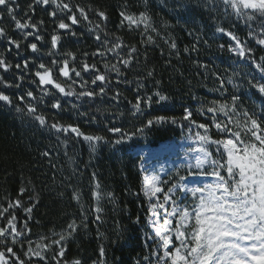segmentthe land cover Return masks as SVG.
Here are the masks:
<instances>
[{"label": "trees", "instance_id": "1", "mask_svg": "<svg viewBox=\"0 0 264 264\" xmlns=\"http://www.w3.org/2000/svg\"><path fill=\"white\" fill-rule=\"evenodd\" d=\"M63 2L84 7L86 10L104 11L108 17L107 21L103 22L106 31L120 37L124 45L136 47V59L130 68H123L119 63L120 58H127L130 48L117 49L115 52L105 51L102 57L92 55L98 47V42L95 41L94 34L89 32V28L100 21L91 12V23L81 20L78 25L72 26L71 30L76 33L72 36L69 32L58 29L60 19L63 18L69 24L71 22L66 19L67 13L58 10L55 4L45 6L35 5L34 0H15L11 6L15 9L17 19L28 22L31 17V23L38 25V34L43 37L38 41L34 35L25 36L28 32L36 33L37 29H16L6 9L0 7V16H3V19H0V28L5 29L8 38L19 40L21 43L17 54L14 46L6 44V38H0V53H3V58L12 65L7 72L0 68V77L3 78L0 79V91L12 99L11 105L0 101V205L7 207L8 202L17 199L22 183L29 189L20 197L25 206H31L28 198L35 196L38 203L31 213L32 219L28 221V227L31 229L28 235L33 248L38 243H51V240L41 241L40 237H51L53 231L61 232L71 220L75 219L79 224L81 210H87L88 227L81 228L67 244L64 259L69 262L79 259L82 264H92L93 260L99 259V248L103 246L106 264H136L137 261H140V264H149L144 260L146 256L151 257V264H156L157 258L153 252L158 251L162 255L163 249L157 243L159 239L155 237L149 222V200L144 194L141 169L144 157L137 149L156 147L167 140L178 139L191 132L189 129L195 125H189V121L182 119H178L175 124H154L146 127L142 134L137 133L120 145H98L97 150L93 152L89 143L83 140L69 139L66 145L63 142L65 135L56 133L48 126H40L32 116L26 114L27 106H35L37 114L44 115L48 125L53 122L79 125L81 131L86 134L102 135L111 140L117 139L119 134L108 133L107 127L116 125L126 133H132L155 116L180 118L185 107L192 110L197 123H207L210 131H213L215 128L210 122L213 113L205 112L200 115L197 112L202 105L207 107L212 100L219 98L220 101L226 102L235 92L241 95L244 108L255 107L259 112V106H264V95L248 84L253 78L255 81L261 79L258 69L251 61L254 59L255 63L264 64V60L260 59L264 57V50L256 43L257 39L264 38V33L261 32L257 19L252 24L255 36L250 38L249 28L244 20L238 18L235 10L226 5L224 0H182L186 8L179 10L175 9V0ZM57 3H60V0H57ZM29 5H32L34 10L29 8ZM145 7L152 17L156 32H144L143 25L136 28L129 26L127 22L120 26L121 11L138 16ZM53 11L57 12L56 17L50 15ZM40 21L43 23L40 24ZM217 27H224L242 41H247V46L253 50V56L244 60L229 52L227 49L231 43L230 38L217 32ZM189 32L192 35H189ZM52 35L61 37L55 49L51 47ZM148 35L153 36L151 42L147 41ZM173 41L177 45L176 49L170 47ZM30 43H36L42 55H48L53 50V56L46 60L45 66L51 67L54 65L53 60L61 63L67 58L72 67L81 71V77L72 78L76 83L73 84L72 80L61 82L63 86L71 85V89L76 93L91 89L99 92L100 82L91 84L93 74L82 71L84 62L95 64L111 81L110 84L104 85L106 94L94 98L78 95L64 97L55 88L44 91L35 75L39 69L36 66L37 61L41 62V55L38 59L26 56V53L34 54L27 47ZM194 44L198 51H191ZM220 45H224V48L221 49ZM7 47H12L11 53L7 51ZM185 48L189 51L185 52ZM68 52L76 56L75 61L65 56ZM84 53H88V56H84ZM24 58L29 60L28 69H17L15 65H22ZM104 62L117 65L123 74L117 77L115 72L104 68ZM203 65H207V68ZM150 70L153 71L152 77L147 76ZM21 75L24 77L22 81L18 79ZM216 75L225 81L223 91H217L220 84ZM118 79L121 81L119 84L116 83ZM83 81H88L84 87ZM5 82L13 86L6 87ZM17 83H20L21 87H15ZM158 90H162L169 99L152 103L150 107L142 104V111L135 112L133 104L137 95L153 96L155 100L153 93ZM27 91H32L35 98L25 96L24 101H20L18 97L25 95ZM116 92H119L120 96L113 99ZM54 97L60 100L63 110L51 107ZM17 107L24 111L17 112ZM219 115L223 118L222 114ZM93 117L95 121L90 122ZM223 121L227 122V119ZM209 134L212 138L220 139L214 134ZM211 150L216 157L215 146H212ZM45 151L50 153L48 157L41 155ZM93 173L96 174L95 180ZM97 181L99 189L95 187ZM74 189L80 194L79 203L72 198ZM93 191H99L102 195L98 202V206L103 209V219L100 223L92 222V209L97 206ZM107 193H112V197H107ZM9 211L14 212L18 218L17 226L22 228V222L28 214L22 209ZM137 217L139 222H136ZM6 226V221L0 218V227ZM28 247L25 242L23 251ZM16 250L21 251L18 246ZM46 256L45 261L32 257L31 264H55L51 252ZM22 258L26 261L28 259Z\"/></svg>", "mask_w": 264, "mask_h": 264}, {"label": "snow or ice", "instance_id": "2", "mask_svg": "<svg viewBox=\"0 0 264 264\" xmlns=\"http://www.w3.org/2000/svg\"><path fill=\"white\" fill-rule=\"evenodd\" d=\"M15 3V0H0V7L6 9L8 17L15 24V28L18 30L23 29H37L36 33L28 32L25 36H33L36 40H42L43 37L38 34V25L31 23V17L28 18V22H21L15 15V9L11 6ZM35 5H49L55 4L57 9L61 12L67 13L66 19L71 23H66L62 18L60 19L57 27L60 30L69 32L70 35L75 36L76 33L72 31V26L78 25L81 20L91 23L89 18V12H91L100 23H96L92 28H89V32L94 34L95 41L98 42L96 51L93 56H104L105 51L115 52L117 49L123 50L124 48H130L127 53V58H120L119 63L123 68H130L133 61L136 59L134 55L137 53V48L134 46L124 45L120 37H116L106 31V25L103 22L107 21V14L102 10L88 9L80 7L78 5H70V3L63 2L57 3V0H34ZM226 5H229L235 10V15L243 19L245 24L249 28L248 36L250 38L255 36L252 29V24L259 19V27L261 32L264 33V0H224ZM29 8L33 9L32 5ZM186 4L182 3V0H175V9H184ZM250 10V11H246ZM78 13V15H77ZM51 16L56 17L57 12L50 13ZM121 21L120 26H124L125 22L129 26H135L140 28L143 25V31L156 32L157 29L153 26L152 17L150 16L147 7L144 11L139 12L138 16L129 14L126 11L120 12ZM3 19V16H0ZM40 24L43 21L39 22ZM217 32L224 33L230 38L231 43L228 45V51L234 53L238 58L248 60L253 56L252 48L247 46V41H242L233 32L226 31L224 27H217ZM143 35V32L141 33ZM189 35H192L189 32ZM0 38H6V44L14 46L19 54L21 43L19 40H14L7 37V33L4 28H0ZM59 35L51 36V47L55 49L60 41ZM153 36L148 35L147 41L151 42ZM197 42H199L197 38ZM207 43V41H204ZM256 43L264 50V38H259ZM33 53L39 51L36 43H30L27 45ZM170 47L176 49L177 45L173 41ZM221 49L224 45H220ZM12 47H7V51L11 53ZM185 52L189 49L185 48ZM191 51H198L194 44ZM119 55V53H117ZM48 55H52L51 52ZM84 56H88V53H84ZM66 57H70L73 61L76 60V56L68 52ZM264 60V57H260ZM254 66L261 72V80L255 81L249 80L248 84L251 88L256 89L260 94L264 95V64L255 63L253 59L251 61ZM53 64H57V61L53 60ZM62 67L59 68L60 74L66 78L71 79L72 83H76V80L72 79V73L75 77H81V71H77L75 67L69 66V59L62 60ZM29 66V60L24 58L23 64L17 63L15 67L17 69L23 68L27 70ZM12 67L3 58V53H0V68L7 72ZM207 68V65H203ZM40 69H45L44 72L37 71L35 75L39 78L40 85H53L63 96L78 95L80 97L94 98L97 95H105L106 88L104 85L110 84L108 76L101 73L95 64L89 65L84 62L82 65V71L91 72L93 78L91 84L96 85L99 83V92L95 89L81 91L76 93L74 89H65L61 83L54 81L51 75V69H47L44 63L39 64ZM104 68L110 72H115L117 77L123 73L120 67L108 62H104ZM148 77L153 76V71L147 72ZM23 75L18 79L23 80ZM0 79H3L0 77ZM216 79L219 81L220 87L217 91L224 90L225 81L221 76L216 75ZM121 81H116L119 84ZM231 82V78L229 79ZM88 81H83L82 87L86 86ZM6 87H12L13 85L5 82ZM15 87H21L20 83L15 84ZM143 87V85H139ZM47 94V93H46ZM156 97L153 100V96H140L137 95L136 102L133 104L135 112H141V105L145 104L151 106L152 103H160L169 99L168 96L163 94L162 90H158L153 93ZM25 96L28 98H35L32 91H27L25 95L18 97L20 101H24ZM119 92L113 96V99H118ZM196 99V97H193ZM0 101H3L9 105L12 103V99L9 95L0 91ZM243 100L241 95L235 92L231 94L230 99L226 102L220 100H212L210 104L205 107L201 106L197 110L198 114L203 115L205 112L213 113L212 127L217 131L218 135H222L221 139H213L210 133V126L207 123H197L193 118V112L189 107H185L183 110V116L166 117L163 115L155 116L149 119L143 127L136 129L132 133H126L121 127L112 125L107 127V132L112 134H119V137L115 140H111L102 135H90L81 131L79 125L74 124H61L59 122H53L48 125V122L44 115L37 114V108L32 104H28L26 114L32 116L40 126H48L55 130L56 133H63L66 145L69 139L83 140L89 143V146L93 152L97 150L98 145H120L126 139L137 133H143L146 127H150L159 123H177L178 119L187 120L190 124L196 125V127L203 129L204 134L196 133V138L201 142V147L198 151L202 154L196 157L197 168L204 165L211 167L212 171L207 173L216 178L215 184H208L202 188L194 190L201 193L198 203L194 207L180 208L177 200L168 193L172 192V188L168 189V192L164 193V203L151 204L149 212L151 216H158L156 212L157 208H164V204L171 202L173 206L172 216L178 217L175 228L171 227L172 221L165 219L164 226L161 227L157 224L156 220L150 219V223L155 227V237L159 240L157 243L164 249L163 254L159 252H153L156 256V264H264V106H259L260 111L257 112L254 108L248 109L242 107ZM52 108L57 110H63L62 104L59 99L54 97V102L51 105ZM75 107V105L73 106ZM17 112H23L24 109L17 107ZM219 114H222L227 118V122L219 119ZM95 117L92 118L94 122ZM191 131V129H189ZM212 146H215L216 157H213V153L210 150ZM42 156L48 157L49 152L45 151L41 153ZM95 180L96 174H92ZM159 178L156 176L145 178V196L156 197L157 193L162 192L163 188L157 186ZM96 189H99L100 185L97 181L95 184ZM29 189L26 185L19 188L18 198L14 201H10L7 207L0 205V218L6 221V227H0V264H31L32 257H37L41 261L47 259L46 254L52 253V260L55 264H82L79 259L72 260L71 262L64 259L67 251V244L73 238L81 228H87V210H81V220L78 224L75 219L71 220L65 229L61 232L53 231L51 237L41 236V241L51 240V243H38L35 248L31 247L32 241L28 233L31 229L28 227V221L32 219L31 213L36 207L38 200L35 196H29L31 206H25V202L20 198L28 192ZM107 197L111 198L112 193H107ZM93 197L97 201V206L92 209L94 213L93 223L102 222L103 209L98 206L99 200L102 195L99 191H93ZM72 198L78 203L80 201V194L77 190H73ZM9 209H22L27 213V218L22 222L23 227L18 228L17 216L14 212H10ZM7 214V215H5ZM139 218L137 217V221ZM163 233V234H162ZM23 237V239H21ZM52 237H55L54 239ZM174 237V239H173ZM152 239V237H149ZM174 241H178V246ZM25 242L29 247L26 251H23ZM244 242V243H241ZM17 246L21 251H17ZM171 246V247H170ZM106 255L105 248L100 246L99 259L93 260L92 264H106L104 259ZM22 257H27V261ZM144 260L151 264V257H144ZM136 264H140L137 261Z\"/></svg>", "mask_w": 264, "mask_h": 264}, {"label": "rangeland", "instance_id": "3", "mask_svg": "<svg viewBox=\"0 0 264 264\" xmlns=\"http://www.w3.org/2000/svg\"><path fill=\"white\" fill-rule=\"evenodd\" d=\"M246 11H250V10H246ZM40 53L41 51H38L34 54L26 53L28 55L26 54L25 55L30 58H33V57L37 58L39 55H41L40 63L45 64L46 60L50 57V55H45V54L42 55ZM51 53L53 54V50ZM40 63H38L37 61V66H36L37 69ZM259 73L260 75H262L260 71ZM1 80H0V84H1ZM68 86H69L68 84L64 86L66 91L70 90ZM44 91L47 92L48 90H44ZM65 97H70V96H65ZM73 97L71 98L73 99ZM219 119L221 121L224 120L220 116H219ZM197 132L201 133V135L204 134V130L192 131L189 134H187L185 138L180 139V140H170L168 142L162 143L161 145H158V147H155V148L146 146V147L137 149V152L144 157L143 161L145 162V165H146L144 169L143 182L145 181V178L150 179L151 177L156 176L159 178L157 186L163 188V191L157 193L156 197L149 198L152 204H156L158 202L164 203L163 198H164L165 191H164V185L162 182V178L164 176H166L171 171H173V169H175L176 171L177 166H181V164L190 163L193 166H195L196 157L202 155L198 151V149L201 147V142L196 138ZM196 169L199 171V173L194 172L195 170L192 168L189 170L188 168L182 169L181 171L186 172V173H191V175L184 179V181L181 183V186L175 185L172 188V192L168 193L169 195L173 196L174 199L177 200V203L179 204L180 208L194 207L195 204L198 203L199 197L201 195V193L199 192H195V194H193L194 190L202 188L208 184L216 183V178L212 175L207 174L212 171L211 167H209L208 165H204L200 168L196 167ZM143 184L145 187V182ZM178 191L181 192V197L178 196V193H179ZM182 198L187 199V201L184 202ZM156 212H158L159 215L152 216V219L156 220L159 226L163 227L165 219H170L172 221L171 227L173 228V219L175 218V220L177 221L178 217L172 216L173 206L171 202L164 204V208H157ZM174 242L178 246L179 242L178 241H174ZM241 243H244V242H241Z\"/></svg>", "mask_w": 264, "mask_h": 264}, {"label": "water", "instance_id": "4", "mask_svg": "<svg viewBox=\"0 0 264 264\" xmlns=\"http://www.w3.org/2000/svg\"><path fill=\"white\" fill-rule=\"evenodd\" d=\"M43 86H46V85H43Z\"/></svg>", "mask_w": 264, "mask_h": 264}]
</instances>
